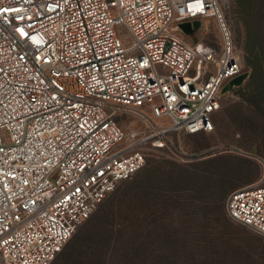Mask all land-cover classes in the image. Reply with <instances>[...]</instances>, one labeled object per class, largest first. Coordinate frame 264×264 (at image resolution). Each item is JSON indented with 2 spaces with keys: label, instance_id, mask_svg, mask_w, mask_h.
<instances>
[{
  "label": "built area",
  "instance_id": "obj_1",
  "mask_svg": "<svg viewBox=\"0 0 264 264\" xmlns=\"http://www.w3.org/2000/svg\"><path fill=\"white\" fill-rule=\"evenodd\" d=\"M225 1L0 0V264H50L152 150L213 129L245 71ZM209 17L218 52L179 27ZM224 206L264 235V175Z\"/></svg>",
  "mask_w": 264,
  "mask_h": 264
},
{
  "label": "rangeland",
  "instance_id": "obj_2",
  "mask_svg": "<svg viewBox=\"0 0 264 264\" xmlns=\"http://www.w3.org/2000/svg\"><path fill=\"white\" fill-rule=\"evenodd\" d=\"M223 9L243 69L251 70L240 7L226 0ZM189 38L218 52V21L204 19ZM213 124L210 131L173 134L171 150H152L50 264H264V235L231 219L224 206L232 189L264 175V95L247 81L230 87ZM91 218L100 238L78 253L71 244Z\"/></svg>",
  "mask_w": 264,
  "mask_h": 264
},
{
  "label": "trees",
  "instance_id": "obj_3",
  "mask_svg": "<svg viewBox=\"0 0 264 264\" xmlns=\"http://www.w3.org/2000/svg\"><path fill=\"white\" fill-rule=\"evenodd\" d=\"M236 1L240 7L241 17L243 18L245 31L244 48L248 55L247 62L251 67V70H246L247 76L242 83L247 81L251 90H255L257 93L259 92V96H262L264 95V0ZM258 101L259 100H257V102ZM93 220L94 218L89 219V221L83 225V228H81V232L79 231L75 239H73L71 247L77 245L78 247L76 246V248L78 253L83 254L84 250L86 251L93 242H96L100 238V231L97 233V229H95L97 226L94 227ZM83 243V248L78 249Z\"/></svg>",
  "mask_w": 264,
  "mask_h": 264
},
{
  "label": "water",
  "instance_id": "obj_4",
  "mask_svg": "<svg viewBox=\"0 0 264 264\" xmlns=\"http://www.w3.org/2000/svg\"><path fill=\"white\" fill-rule=\"evenodd\" d=\"M201 24H202V22H201L200 19H195L192 23L191 22H188V21L187 22L179 23V27L186 34H188L190 36H193V34L200 28ZM246 76H247V72L244 71V72L240 73L239 75L233 77L230 80V84H232V85H239L246 78ZM227 87L228 86H226L224 88V90L227 89Z\"/></svg>",
  "mask_w": 264,
  "mask_h": 264
},
{
  "label": "crops",
  "instance_id": "obj_5",
  "mask_svg": "<svg viewBox=\"0 0 264 264\" xmlns=\"http://www.w3.org/2000/svg\"><path fill=\"white\" fill-rule=\"evenodd\" d=\"M250 182H253V180L252 181H249V182H246V183H250Z\"/></svg>",
  "mask_w": 264,
  "mask_h": 264
}]
</instances>
